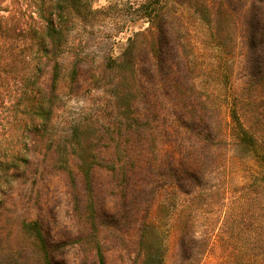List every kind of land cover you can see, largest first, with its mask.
<instances>
[{
  "label": "trees",
  "instance_id": "16d2710c",
  "mask_svg": "<svg viewBox=\"0 0 264 264\" xmlns=\"http://www.w3.org/2000/svg\"><path fill=\"white\" fill-rule=\"evenodd\" d=\"M134 4L141 28L87 75L92 127L56 117L87 63L75 27L104 9L0 0V264H62L29 216L47 177L78 264H264V0Z\"/></svg>",
  "mask_w": 264,
  "mask_h": 264
},
{
  "label": "rangeland",
  "instance_id": "374dc122",
  "mask_svg": "<svg viewBox=\"0 0 264 264\" xmlns=\"http://www.w3.org/2000/svg\"><path fill=\"white\" fill-rule=\"evenodd\" d=\"M91 1L94 9L103 8L104 11L96 17L78 22L75 27L73 40L87 63L81 67L84 76H81L79 87L74 88L65 81L60 85L56 117L59 124L82 117L93 127V107L103 101L102 88L95 84L93 76L87 75L94 72L96 63L98 65L108 51L120 53L127 44V38L142 26L141 21L131 19L137 13L134 0ZM35 189L32 198L34 211L29 216L40 219L45 235L51 242H64L57 254L62 264H78L79 252L75 245H71L74 227L65 187L59 179L47 177Z\"/></svg>",
  "mask_w": 264,
  "mask_h": 264
}]
</instances>
